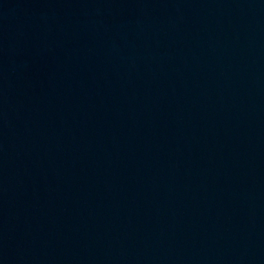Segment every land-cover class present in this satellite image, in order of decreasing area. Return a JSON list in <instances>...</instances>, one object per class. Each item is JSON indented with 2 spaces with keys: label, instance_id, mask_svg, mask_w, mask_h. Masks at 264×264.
Segmentation results:
<instances>
[{
  "label": "water",
  "instance_id": "1",
  "mask_svg": "<svg viewBox=\"0 0 264 264\" xmlns=\"http://www.w3.org/2000/svg\"><path fill=\"white\" fill-rule=\"evenodd\" d=\"M0 264H264V0H0Z\"/></svg>",
  "mask_w": 264,
  "mask_h": 264
}]
</instances>
